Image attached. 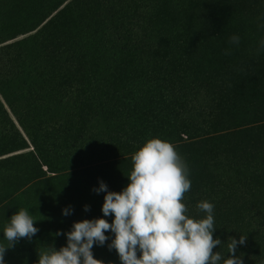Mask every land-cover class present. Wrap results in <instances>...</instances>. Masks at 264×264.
<instances>
[{"label": "rangeland", "instance_id": "rangeland-1", "mask_svg": "<svg viewBox=\"0 0 264 264\" xmlns=\"http://www.w3.org/2000/svg\"><path fill=\"white\" fill-rule=\"evenodd\" d=\"M40 37L69 74H48ZM261 39L264 0H0V244L21 208L39 229L6 250L5 264H37L49 244L66 245L57 230L103 216L104 193L92 188L103 180L121 191L133 153L153 137L188 165L187 214L214 205L223 243L213 251L227 257L229 238L247 234L236 255L264 264ZM105 235L94 258L121 264Z\"/></svg>", "mask_w": 264, "mask_h": 264}, {"label": "clouds", "instance_id": "clouds-1", "mask_svg": "<svg viewBox=\"0 0 264 264\" xmlns=\"http://www.w3.org/2000/svg\"><path fill=\"white\" fill-rule=\"evenodd\" d=\"M240 37L233 35L229 44L239 45ZM264 50V39L259 42ZM230 54L226 50L225 55ZM132 170L128 183L119 192L110 191L103 180L92 191L104 193L103 216L74 221L71 230L56 235L66 237V245L59 249L49 244L37 254V264H105L94 258L92 248L104 246L110 230L114 236L107 244L116 250L121 264H243L236 255L237 246L246 243L247 234L239 240L229 238L227 253L213 251L223 242L213 238L216 228L214 205L201 201L197 208L206 215L190 217L182 202L190 190L189 168L176 147L160 138L147 139L132 155ZM88 211L89 206L85 205ZM62 215L72 213L71 206L61 209ZM112 215V222L107 217ZM29 210L15 211L5 225L0 244V264H5L6 250L15 246L20 238L31 240L39 231L34 226ZM139 252V255L137 254ZM242 255V254H241ZM113 264V262H109Z\"/></svg>", "mask_w": 264, "mask_h": 264}, {"label": "trees", "instance_id": "trees-1", "mask_svg": "<svg viewBox=\"0 0 264 264\" xmlns=\"http://www.w3.org/2000/svg\"><path fill=\"white\" fill-rule=\"evenodd\" d=\"M40 43L42 44V48L40 51L41 55L43 57H45L46 59H48L49 62H50V60H52V63L47 66L48 74L51 72H56L57 68L60 69L62 72H64V74H66V75L69 74L70 72H69L68 67H64V66H60V65L56 66L55 53H54V51H50V48H48L46 46L47 41L44 37L43 38L40 37ZM3 53L4 52H3L2 48H0V59H1V57H3ZM1 65H2V63H0V67H3ZM15 118H16V116H15ZM16 120L18 121V119H16ZM27 135H29V137H31V139H32V136L30 134H27Z\"/></svg>", "mask_w": 264, "mask_h": 264}]
</instances>
